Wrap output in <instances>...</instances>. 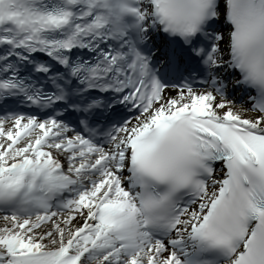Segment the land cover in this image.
<instances>
[{
  "label": "snow or ice",
  "instance_id": "obj_1",
  "mask_svg": "<svg viewBox=\"0 0 264 264\" xmlns=\"http://www.w3.org/2000/svg\"><path fill=\"white\" fill-rule=\"evenodd\" d=\"M0 264H264V0H0Z\"/></svg>",
  "mask_w": 264,
  "mask_h": 264
}]
</instances>
